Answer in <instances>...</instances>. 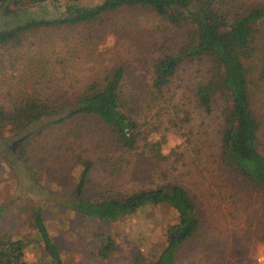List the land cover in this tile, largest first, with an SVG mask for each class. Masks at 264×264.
I'll return each instance as SVG.
<instances>
[{
	"label": "trees",
	"instance_id": "1",
	"mask_svg": "<svg viewBox=\"0 0 264 264\" xmlns=\"http://www.w3.org/2000/svg\"><path fill=\"white\" fill-rule=\"evenodd\" d=\"M102 29L113 45L98 40ZM186 64L197 67L189 80L180 75ZM0 85V125L19 135L18 156L34 163L32 172L50 152L59 154L67 137L84 135L74 128L79 121L94 118L110 134L108 144L122 154L102 161L120 164L116 172L87 194L96 163L77 155L75 189L63 205L99 221L145 206L172 209L177 220L166 227L153 264H178L180 248L200 231L196 196L169 178L116 186L124 176L146 174L145 165L172 166L178 146L169 147V136L186 129L190 138L196 110L215 122L220 170L264 192V0H0ZM34 124L38 129L25 135ZM33 144L47 149L32 148L31 159ZM131 156L141 165L128 175ZM3 212L0 206V264H29L24 240L2 232ZM33 216V245L46 264H65L42 208ZM94 236L97 257L116 253L112 236Z\"/></svg>",
	"mask_w": 264,
	"mask_h": 264
},
{
	"label": "rangeland",
	"instance_id": "2",
	"mask_svg": "<svg viewBox=\"0 0 264 264\" xmlns=\"http://www.w3.org/2000/svg\"><path fill=\"white\" fill-rule=\"evenodd\" d=\"M138 17L141 21L151 22L146 16ZM106 31L101 30L105 36L101 34L98 40L102 45H113L115 39L108 36ZM186 65L180 71L183 80H189L197 68ZM2 89L6 90L4 87ZM214 123L211 117L196 110L190 115L188 124L193 131L190 138L186 129L169 136V147L178 146V158H173L172 166L163 162L150 169L145 165L146 174H137L132 181L124 176L116 189L119 190L121 186L123 190L139 187L148 184L150 178L161 182L169 178L191 189L199 205L201 229L180 248L178 264H264V192L249 186L242 179H232L220 170ZM74 128L84 135L81 138L78 135L67 137L68 143L64 144L61 152H50L42 167L32 172L30 169H33L34 163L31 161L30 167H27L29 164L18 156L19 135L10 125H0V206L4 209L2 232L24 240L29 264H46L44 252L39 246H34L35 243L33 245L37 241L33 224L34 209L41 207L46 226L65 264H153L164 246L166 227L177 220L172 209L160 205L145 206L135 214L116 221H99L63 205L65 198L62 196L71 194L75 189L80 168L77 155L89 157L96 163L86 189L87 194H93L101 190L102 181L107 176L111 179L110 173H115L120 165L114 163L117 167L113 169L102 159H116L122 154L118 147L108 144L111 136L96 119L79 121ZM35 129H38L37 124L29 125L24 134H30ZM15 144L17 154L12 150ZM103 146L109 148L105 150ZM32 148L39 152L47 149L33 144L29 148L33 154L31 159L35 157ZM261 151L264 153V144ZM131 157L128 175L141 165L138 160L134 162L135 156ZM95 232H104L115 239L117 251L110 259L97 257Z\"/></svg>",
	"mask_w": 264,
	"mask_h": 264
},
{
	"label": "crops",
	"instance_id": "3",
	"mask_svg": "<svg viewBox=\"0 0 264 264\" xmlns=\"http://www.w3.org/2000/svg\"><path fill=\"white\" fill-rule=\"evenodd\" d=\"M112 256H113V255H112ZM112 256H110L108 259H110ZM154 261H155V260H154ZM154 261H153V262H154Z\"/></svg>",
	"mask_w": 264,
	"mask_h": 264
},
{
	"label": "water",
	"instance_id": "4",
	"mask_svg": "<svg viewBox=\"0 0 264 264\" xmlns=\"http://www.w3.org/2000/svg\"><path fill=\"white\" fill-rule=\"evenodd\" d=\"M26 135V134H25ZM26 137V136H25ZM22 140H20L19 142H21Z\"/></svg>",
	"mask_w": 264,
	"mask_h": 264
},
{
	"label": "flooded vegetation",
	"instance_id": "5",
	"mask_svg": "<svg viewBox=\"0 0 264 264\" xmlns=\"http://www.w3.org/2000/svg\"><path fill=\"white\" fill-rule=\"evenodd\" d=\"M17 144H15V146H16ZM13 148H14V146H13Z\"/></svg>",
	"mask_w": 264,
	"mask_h": 264
},
{
	"label": "built area",
	"instance_id": "6",
	"mask_svg": "<svg viewBox=\"0 0 264 264\" xmlns=\"http://www.w3.org/2000/svg\"><path fill=\"white\" fill-rule=\"evenodd\" d=\"M261 261V259H259Z\"/></svg>",
	"mask_w": 264,
	"mask_h": 264
}]
</instances>
